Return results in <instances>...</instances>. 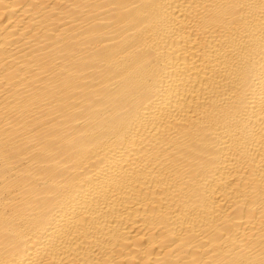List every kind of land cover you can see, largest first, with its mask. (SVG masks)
<instances>
[{"label":"bare ground","instance_id":"1","mask_svg":"<svg viewBox=\"0 0 264 264\" xmlns=\"http://www.w3.org/2000/svg\"><path fill=\"white\" fill-rule=\"evenodd\" d=\"M0 264H264V0H0Z\"/></svg>","mask_w":264,"mask_h":264}]
</instances>
